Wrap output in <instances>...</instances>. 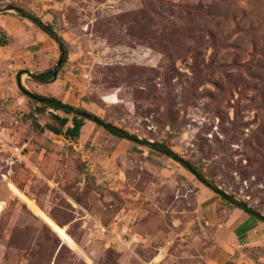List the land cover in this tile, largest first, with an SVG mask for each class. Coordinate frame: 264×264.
I'll list each match as a JSON object with an SVG mask.
<instances>
[{
  "label": "rangeland",
  "instance_id": "374dc122",
  "mask_svg": "<svg viewBox=\"0 0 264 264\" xmlns=\"http://www.w3.org/2000/svg\"><path fill=\"white\" fill-rule=\"evenodd\" d=\"M30 93L168 145L264 216V0H0V264H264L241 208L180 161L88 119L51 132Z\"/></svg>",
  "mask_w": 264,
  "mask_h": 264
},
{
  "label": "trees",
  "instance_id": "16d2710c",
  "mask_svg": "<svg viewBox=\"0 0 264 264\" xmlns=\"http://www.w3.org/2000/svg\"><path fill=\"white\" fill-rule=\"evenodd\" d=\"M17 10L19 11L22 17L30 20L33 24H35L42 31H44L48 36H50L51 38H53L54 40L58 42L60 49H61V58L59 60L58 65L60 66V64L65 62L67 55H68L66 45L62 37L58 35V33L53 29V27L50 24L45 23L39 16L31 12L24 11V9L22 8H17ZM55 75H56V71H53V70H47L41 73H31V76L35 80L40 81V82H49L53 77H55ZM18 80H19V83L21 84L20 75H18ZM30 94L41 104L40 107H38L39 110H43L45 108L52 109L51 114L55 122L47 123L45 125V128L50 130L51 132H54L56 134H64L67 138L74 139L80 135L82 127L84 126L86 119L94 121L100 126L104 127L107 131H109L110 133L118 137L126 138L132 141H136L138 143L146 144L162 152L163 154H166L180 161L184 166H186L188 169L194 172L200 180L207 183L208 186H210L215 191L222 194V198H224V200L231 202L233 205H235L238 208H241L242 210H244L251 216L264 221V216L258 213L257 211H255L254 209H252L251 207H249L246 202L239 201L235 199L233 196L226 194L224 191L219 190L217 187L210 185V183L206 181L202 173L197 171L189 163V161H186L185 159H183L176 151H174L168 145L158 142V141L150 142L147 139H140L137 135L128 132L126 129H123L112 123L104 121L102 118L88 111L87 109L75 107L74 105L68 102H65L55 96H45L39 93H30ZM59 111L64 112L66 115H60L58 113ZM71 114L73 115L72 118L70 117ZM56 221L59 224H61L58 220Z\"/></svg>",
  "mask_w": 264,
  "mask_h": 264
},
{
  "label": "bare ground",
  "instance_id": "6f19581e",
  "mask_svg": "<svg viewBox=\"0 0 264 264\" xmlns=\"http://www.w3.org/2000/svg\"><path fill=\"white\" fill-rule=\"evenodd\" d=\"M17 192L29 208L42 219H44L49 226L63 239L64 242L69 244L71 247H77L76 240L68 233L66 226L59 224L51 215H49L40 205L32 198L24 194L18 188H13ZM2 203L0 202V208ZM78 248V247H77ZM79 249V248H78Z\"/></svg>",
  "mask_w": 264,
  "mask_h": 264
},
{
  "label": "crops",
  "instance_id": "0c3cea01",
  "mask_svg": "<svg viewBox=\"0 0 264 264\" xmlns=\"http://www.w3.org/2000/svg\"><path fill=\"white\" fill-rule=\"evenodd\" d=\"M242 211V214H244V218H246L248 221V224L246 222V227H243L244 229L242 232H244L245 230L247 232L243 239L245 241L249 240L251 242H261L262 240H264V222H261L260 219L251 216L244 210Z\"/></svg>",
  "mask_w": 264,
  "mask_h": 264
},
{
  "label": "built area",
  "instance_id": "2783aa9c",
  "mask_svg": "<svg viewBox=\"0 0 264 264\" xmlns=\"http://www.w3.org/2000/svg\"><path fill=\"white\" fill-rule=\"evenodd\" d=\"M11 153H12V157L14 160L19 161V162H30L28 155L26 153V151H24V147H20V146H13L11 148ZM30 168L36 172L38 170L37 167L33 166L31 163Z\"/></svg>",
  "mask_w": 264,
  "mask_h": 264
}]
</instances>
